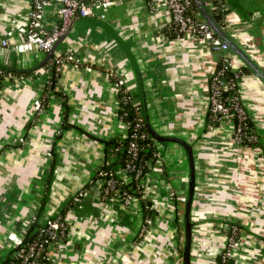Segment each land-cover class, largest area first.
Returning a JSON list of instances; mask_svg holds the SVG:
<instances>
[{"label": "crops", "instance_id": "crops-1", "mask_svg": "<svg viewBox=\"0 0 264 264\" xmlns=\"http://www.w3.org/2000/svg\"><path fill=\"white\" fill-rule=\"evenodd\" d=\"M226 2L229 15L222 32L264 71V0ZM57 7L46 11V27L58 23ZM30 9L23 0H0V42L11 45H0L1 66L28 70L43 60L41 53L19 54L13 48ZM103 22L135 58L153 130L192 149L190 264H221L229 224L240 231L238 248L226 264H261L264 83L251 73L238 82V97L256 138L254 145L243 146L233 140L230 123L206 124L209 78L221 54L189 39L162 37L170 14L163 6L150 14L145 0H115ZM70 51L78 63L62 66L55 85L61 96H51L39 115L35 103L44 98L47 82L41 68L39 75L14 78L0 89V263L12 250L8 235L22 237L34 221L42 225L56 216L105 163L104 141L126 136L117 115L115 78L137 92L127 56L105 30L79 18L71 21L54 55ZM229 54L237 68L243 67L231 49ZM143 183V197L155 211L152 230L141 235L144 211L138 199L128 205L117 198L102 200L100 185L94 184L67 211V236L48 248L50 263L182 264L185 203L178 199H187L191 183L183 147H160V161Z\"/></svg>", "mask_w": 264, "mask_h": 264}, {"label": "built area", "instance_id": "built-area-1", "mask_svg": "<svg viewBox=\"0 0 264 264\" xmlns=\"http://www.w3.org/2000/svg\"><path fill=\"white\" fill-rule=\"evenodd\" d=\"M29 2L31 5L30 12L28 14V19L26 25L17 32L18 41L13 48L15 52L21 53H41L43 56L47 55L52 51L54 46L59 42V40L66 34L68 31L71 21L73 18L79 19H97L99 21H105L106 13L108 10L114 5L115 0H23ZM148 12L150 14H155L161 6L166 7L170 14V22L167 26H165V31L162 34V37L168 38L167 32L175 33L176 40H192L199 47L205 48L213 53L221 54L219 63H222L224 66V70L231 69L236 70L237 67L234 63V57L229 54V46L224 43L218 36L214 34L209 25L202 20L197 13L189 14L190 7L193 4L192 0H145ZM204 5L209 10H213L215 8L214 3L219 4V9L226 13L225 16V25L228 22V7L223 0H202ZM57 7V16L58 23L53 25L52 27H46L44 25V17L46 11L50 8ZM166 33V34H165ZM2 47H10V43L8 40H2L0 42ZM53 61L57 65V72L60 73V70L63 65L68 63H78V59L76 57L75 52H68L61 56L53 55ZM43 70V69H41ZM223 71H217L216 69L212 73L209 78V98H210V106L209 112L212 114L214 120L218 119L220 123H230L232 125V136L233 140L237 143L241 142L242 131L240 127L235 128L233 124V118L231 115V108L227 107L223 103V94L229 92L234 88H238V82L232 83L231 81H225L223 79ZM47 77V82L49 81V77L51 73L49 71L43 70ZM33 76L29 78H33L34 76L39 75V71H34ZM114 77V76H113ZM112 77V78H113ZM14 78L8 76L3 79L1 82L4 85V82L12 80ZM22 78H20L21 80ZM116 83L119 86V89L124 86V81L119 78H115ZM2 87H0L1 89ZM126 88V87H125ZM125 90L128 91L126 88ZM234 107L233 111L235 112L239 121H244L248 119L246 115L238 95L233 98ZM36 111L39 113L43 110L41 101H37L35 103ZM127 128V127H126ZM256 138L250 137L249 142H255ZM134 148V145L131 146V149ZM132 168L127 166L123 171H121L120 175L125 182H129L130 179L127 176V173ZM99 177L103 179L106 177L105 172H99ZM100 179V180H101ZM143 179L139 181V185L143 188V196H144V185ZM101 186V183L99 184ZM114 183H108V190H113L114 193H117L114 190ZM85 191H79L74 197V202H78L84 196ZM115 197L120 199V196L114 194ZM144 198V197H143ZM124 203L128 205L132 197L124 198ZM181 202L186 201L184 198L178 199ZM44 225H46V232L49 234L50 238L55 239L57 237H64L66 226L64 223L59 221H52L48 219ZM154 225L153 219H146L141 228V235L146 232L152 230ZM231 234H227L229 244L227 247V251L224 252L220 259L221 264H226L230 258L232 252H234L238 248V230L232 229ZM8 240L12 244V249L18 248L22 244V237L16 234L8 235ZM54 243V242H53ZM52 243V244H53ZM50 244V243H49ZM51 245V244H50ZM49 245V247H50ZM45 249L42 247V244H33L26 256L24 257L25 262L27 264H39L37 261L33 260L34 255H38L40 252H44ZM29 261V262H27ZM264 264V259L262 263Z\"/></svg>", "mask_w": 264, "mask_h": 264}, {"label": "trees", "instance_id": "trees-1", "mask_svg": "<svg viewBox=\"0 0 264 264\" xmlns=\"http://www.w3.org/2000/svg\"><path fill=\"white\" fill-rule=\"evenodd\" d=\"M223 1L228 7L226 0ZM214 4L215 8L213 10H207L206 6L205 8L216 25L220 29H222L225 26V16L227 12H222L219 9L218 3ZM196 13L199 15L198 10L193 3L190 7L189 14L191 15ZM164 31L165 29H163L161 34H163ZM167 36L170 40H176L175 33L167 32ZM53 58L54 57H51L41 68L51 73L49 81L45 86L44 98L41 100L42 109H45L47 107L48 101L51 96H61V94H59L55 90V85L60 73L57 72V65L53 61ZM216 70L223 71V64L219 63ZM249 73V70L243 66L237 68L236 70L225 69L222 74L225 81L237 83L242 77L247 76ZM33 75L34 73L32 72L9 73L3 69H0V87L3 86L1 82L5 77L10 76L12 78L20 79L31 77ZM125 89V87H121L117 94V115L118 118L127 127L126 136L124 137V139L112 138L104 141V154L106 161L98 170L95 177L92 179V182L88 183L84 187L83 191L91 188L94 184L99 185L101 183L100 196L102 200L108 201L109 199L115 197L114 194L119 195L121 201L123 202L125 201L124 198L129 196H131L132 198H136L141 202L145 221L146 219H153L155 216V211L152 209L151 203L143 198V188L139 185V181L142 179L144 180V177L151 171L153 166L160 161V145L156 141V139H154L150 135L149 131L146 129L143 123L142 110L138 93H132L129 90L127 91ZM237 95V87L227 93H224L223 103L227 107L231 108V115L235 128H241L242 137L240 144L243 146H252L255 143L253 144V142H249V138L254 136L253 123L249 119H246L242 122L239 121L235 112L233 111L234 102L232 98ZM206 124L208 128H213L217 127L220 124V121H218V119L214 120L212 114L208 112ZM132 145H134L133 149H131ZM111 158L114 159L110 160ZM127 166H130L132 168L127 173V176L130 179L129 182H125L120 175L121 171H123ZM101 171L106 173V177H104L103 179H101L98 175ZM109 182L114 183V190H116L117 193H114L113 190H108ZM73 203L74 199L72 198L56 216L50 219L52 221H59L64 223V225L66 226L64 237H58L57 234V237L55 239L50 238L49 234L45 231L47 229L46 225H38L37 222L34 221L33 224L29 226L26 234L22 236V244L18 248L12 249L0 264H27L24 257L26 256L29 248L36 243L42 244V247H44L45 251L40 252L38 255L35 254L33 260L37 261L39 264H51L47 257L49 245L58 240L66 239L68 227L65 221V215ZM228 226L229 231H227V234L230 235L231 230L235 228L239 233L240 229L235 225L229 224Z\"/></svg>", "mask_w": 264, "mask_h": 264}, {"label": "water", "instance_id": "water-1", "mask_svg": "<svg viewBox=\"0 0 264 264\" xmlns=\"http://www.w3.org/2000/svg\"><path fill=\"white\" fill-rule=\"evenodd\" d=\"M196 9L199 12L200 17L209 25L211 30L214 32L216 36H218L224 43H226L229 48L238 56L240 61L242 62L243 66L249 70V72L257 77L262 83H264V71L258 67L243 51H241L237 46H235L222 32V30L216 25V23L212 20L211 16L208 14L205 5L203 1L201 0H192ZM76 18H73L72 21H74ZM89 24L95 25L97 27H100L101 29L105 30L111 37L116 41V43L119 45V47L123 50L125 55L127 56V59L129 60L132 69L135 72L136 77V83H137V93L139 95L140 99V106L142 110V120L146 127V129L149 131L150 135L156 139V141L159 143L160 147H163L166 143H178L183 147L186 153L187 162H188V169L190 172V190L187 196V199L185 201L184 206V235H185V243L184 248L182 251V264H190V248H191V237H192V222H191V204H192V198L194 193V160L192 155V149L189 145L184 143L182 140L174 137H166L158 134L155 132L150 125L149 122V115H148V108H147V102H146V96L142 84L141 74L138 69V65L136 64L135 58L132 55L129 48L126 46V44L123 42V40L112 30L110 29L103 21H99L97 19L89 18V19H81ZM68 31L66 34L59 40L62 41L66 35L68 34ZM58 42V43H59ZM58 43L54 46L52 51L44 56L43 60L39 65L32 69L28 70H14L11 68H8L6 66H1L0 69H3L9 73H31L34 72L40 68L54 55V51L58 45Z\"/></svg>", "mask_w": 264, "mask_h": 264}]
</instances>
